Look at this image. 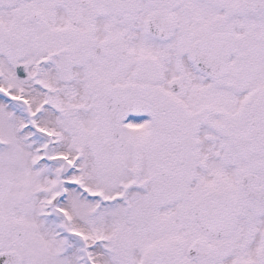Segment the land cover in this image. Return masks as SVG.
<instances>
[{
    "label": "snow or ice",
    "instance_id": "snow-or-ice-1",
    "mask_svg": "<svg viewBox=\"0 0 264 264\" xmlns=\"http://www.w3.org/2000/svg\"><path fill=\"white\" fill-rule=\"evenodd\" d=\"M0 264H264V0H0Z\"/></svg>",
    "mask_w": 264,
    "mask_h": 264
}]
</instances>
